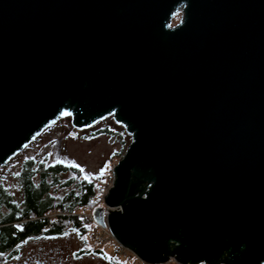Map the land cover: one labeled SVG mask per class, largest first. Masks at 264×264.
<instances>
[{"label": "water", "instance_id": "water-1", "mask_svg": "<svg viewBox=\"0 0 264 264\" xmlns=\"http://www.w3.org/2000/svg\"><path fill=\"white\" fill-rule=\"evenodd\" d=\"M63 114L130 136L104 204L141 260L264 264V0H0V169Z\"/></svg>", "mask_w": 264, "mask_h": 264}, {"label": "rangeland", "instance_id": "rangeland-1", "mask_svg": "<svg viewBox=\"0 0 264 264\" xmlns=\"http://www.w3.org/2000/svg\"><path fill=\"white\" fill-rule=\"evenodd\" d=\"M180 16L181 13L178 12L172 18L171 25L177 24ZM99 128H106L109 133H91ZM123 130L122 126L113 121L112 116H107L88 128L77 130L71 124V116L63 114L0 169V183L11 194L14 201L20 202L19 172L21 164L30 158L45 160L48 163L62 162L76 165L83 173L82 177L96 178L99 182L104 175L112 174L113 166L123 156L119 150L122 148L124 154L130 143V136L125 130L124 137H121ZM120 140H123L124 143ZM72 175L73 173L70 172L64 178ZM98 195L97 187L94 204L75 208L74 212L80 213V216L75 217L77 220L89 223L86 220L87 217L82 215L103 206ZM59 211L68 212L66 210ZM97 250L92 247L87 234L81 236L78 230L69 225L62 234L27 239L17 246L16 253L0 255V264H142L139 262V258L130 255H126L125 258L120 256L122 258L118 260V256L121 254L117 253L116 259L111 246L104 248L105 257L96 253ZM81 251L83 253H80ZM130 252L132 253V251ZM145 264L147 263L145 262ZM164 264L179 263L170 259Z\"/></svg>", "mask_w": 264, "mask_h": 264}, {"label": "trees", "instance_id": "trees-1", "mask_svg": "<svg viewBox=\"0 0 264 264\" xmlns=\"http://www.w3.org/2000/svg\"><path fill=\"white\" fill-rule=\"evenodd\" d=\"M100 132L109 133L106 128L91 131L92 134ZM123 152L121 148L119 153L123 155ZM70 172L73 175L64 178ZM82 174L76 165L30 158L21 164L19 172L20 202L14 201L0 183V255L16 253L17 246L27 239L62 234L69 225L81 236L87 234L89 223L77 220L71 212L94 204L98 180ZM50 211L60 214L55 220L50 219L46 216ZM96 253L105 257L102 250Z\"/></svg>", "mask_w": 264, "mask_h": 264}, {"label": "built area", "instance_id": "built-area-1", "mask_svg": "<svg viewBox=\"0 0 264 264\" xmlns=\"http://www.w3.org/2000/svg\"><path fill=\"white\" fill-rule=\"evenodd\" d=\"M113 184V175H104L103 179L100 180L98 182V193H99V197H100V201L103 202V206H102V210H103V214H104V221H105V225L102 226L100 225L98 222H96V220L94 219V210L93 212H90L88 214L82 215L83 217H87V221H89V230L87 232V235L90 239L91 245L92 247H94L95 249L99 250H104L105 247L107 246H111L114 249V257L117 259V253L121 254L118 256V260H120V258H125L126 255H130L133 256L135 258H139L137 257L133 252L131 253L130 250L128 251V249L126 247H124L123 245H121L113 236L112 232L110 231L108 225H107V221H106V217L109 214V208L104 205V197L107 195L108 190L111 188ZM58 214H60V212L58 211H50L46 216L50 219H54ZM72 215L75 216H80V213L77 211H73L71 212ZM122 256V257H120ZM123 260V259H122ZM139 262L142 264H145V262L143 260H141L139 258ZM148 264V263H147Z\"/></svg>", "mask_w": 264, "mask_h": 264}, {"label": "flooded vegetation", "instance_id": "flooded-vegetation-1", "mask_svg": "<svg viewBox=\"0 0 264 264\" xmlns=\"http://www.w3.org/2000/svg\"><path fill=\"white\" fill-rule=\"evenodd\" d=\"M38 263H41L40 261H37Z\"/></svg>", "mask_w": 264, "mask_h": 264}]
</instances>
